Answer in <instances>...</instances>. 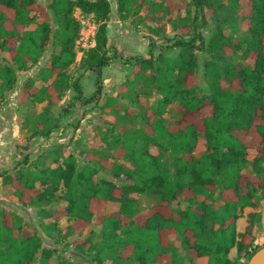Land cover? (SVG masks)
Masks as SVG:
<instances>
[{"label":"trees","instance_id":"1","mask_svg":"<svg viewBox=\"0 0 264 264\" xmlns=\"http://www.w3.org/2000/svg\"><path fill=\"white\" fill-rule=\"evenodd\" d=\"M120 19L130 12H150L145 0H115ZM200 10L202 26L206 13L214 4L192 0ZM222 0L215 4L224 8L223 17L205 40L199 26L189 16L178 19L174 28L176 39L168 49H177V65L165 61L157 69V89L162 94L157 105L142 113V128L137 132H123L124 139L116 149L117 157L130 160L132 166L109 161L100 150L82 151L86 164L80 168L72 154L63 157L54 167L38 168L25 153L22 166L0 171L3 186H10L17 202L23 207H39L58 199L63 205L53 212L38 209L51 221L42 226L46 235L53 237L57 229L55 219L66 217L70 222L63 236H74V250L91 257L94 264H174L181 261L170 235L180 236L182 249L192 258L209 256L215 264H235L228 258L231 248L237 257L247 262L263 247L254 244L249 230L236 231L239 211L258 205L257 196L264 199V0ZM206 11H203V7ZM59 32L51 33L45 8L35 0H0V53H6L9 64L0 66V101L6 90L16 83L17 71H25L36 64L49 40L59 48L39 73L43 84L38 87L32 78L21 84L18 105L27 101L46 102L41 112L26 118L22 124L25 134L23 149L28 151L32 139L48 138L58 128V120L50 114V107L61 93L73 90L71 103L86 106L97 103L102 96V70L111 64L107 52V23L110 19L109 0H50L48 4ZM92 14L98 23L95 45L85 51L80 65L95 75V89L84 97L82 86L67 73L75 61V41L80 24L74 9ZM170 8L153 15L161 19ZM41 17L42 20L37 19ZM196 19V18H195ZM34 25L33 28H29ZM225 26L230 32L225 31ZM245 27L248 38L236 39L233 33ZM153 32H157L152 29ZM149 57L137 56L144 68H152V47ZM206 53L203 78L208 93L198 94L197 53ZM252 65L235 62L238 53ZM175 103L179 118L171 127L164 124L162 107ZM203 135L206 148L200 158L195 157L194 143ZM137 146V147H136ZM156 146L173 156V171L161 159L148 151ZM59 147H62L59 145ZM252 152L251 172L247 166ZM57 161V156L53 157ZM35 163V164H34ZM34 164L33 169L29 167ZM106 170L111 178H97ZM38 182V185L36 183ZM218 197L211 203L199 196ZM157 194V204L142 212L132 195ZM187 202L183 209H173L178 195ZM108 202L118 203L115 211L107 213ZM96 218L103 230L100 240L82 237L84 230ZM63 238V237H60ZM55 250L42 246L40 237L28 230L22 218L0 208V264H53ZM56 264H78L59 258Z\"/></svg>","mask_w":264,"mask_h":264},{"label":"rangeland","instance_id":"2","mask_svg":"<svg viewBox=\"0 0 264 264\" xmlns=\"http://www.w3.org/2000/svg\"><path fill=\"white\" fill-rule=\"evenodd\" d=\"M45 8L46 16L49 20L51 33L59 32V22L48 10L50 0H35ZM110 2V19L107 23V52L111 57V64L102 70V96L97 103L86 106H79L71 103L73 90L69 89L61 93L60 99L50 107V114L58 120V128L54 129L48 138L36 137L32 139L28 151L23 149L26 131H22L21 124L28 118L33 117L45 107L46 102L36 103L27 101L18 105V95L21 84L28 78H32L35 85L40 87L43 82L39 79L41 68L53 53H58L59 48L52 45V38L36 64L25 71H17L16 83L4 93L3 100L0 101V171L12 170L22 166L25 153H28L29 161H36L38 168L54 167L60 164L63 157L72 154L82 168L86 161L81 155L82 151L91 152L100 150L107 155L109 161L123 163L132 166L129 159L116 156V149L121 143L115 142L116 139L123 140V132L136 133L142 128V113L151 105H157L162 94L157 89V69L162 66V62L157 57L160 55L165 61L177 65V49H168L172 40L176 39L175 22L185 16L194 20L199 26L205 40L211 36L217 26L218 16L224 15V8L215 4V0H203L204 3H212L215 9L206 13V24L202 26L200 10L196 8L192 0H145L144 4H151L150 12L140 10L138 13L130 12L126 19H120L117 13L116 1ZM226 6L227 0H222ZM170 8L168 14L162 19L157 15L162 10ZM203 11H206L204 6ZM75 19L80 24L79 36L75 41V61L67 68V73L73 80H77L83 88L84 97H89L94 89L95 75L81 67L80 61L85 51L95 45V35L98 23L92 14H85L76 8L73 11ZM196 18V19H195ZM41 21L42 18L37 19ZM30 25L29 28H33ZM152 29L157 32H153ZM225 31L230 32L229 27L225 26ZM236 39L244 41L248 38L245 27L239 28L233 33ZM149 41L152 47V68H144L140 62H136L137 56L149 57ZM239 52L235 62L242 66L252 65V62L244 59ZM199 62L198 67V94L208 93L207 84L203 78V63L209 59L206 53H197ZM9 57L6 53H0V66L9 64ZM175 103L162 107L161 118L167 127H171L179 118L175 112ZM59 145L63 146L59 147ZM194 153L196 158H200L206 148V141L200 135L194 143ZM137 147V146H136ZM148 151L158 156L162 163L173 171V156L169 151H165L156 146H149ZM253 153L249 152L247 166L244 172H251L250 161ZM57 156L55 162L53 157ZM35 164V163H34ZM32 164L29 168L33 169ZM97 178H111L108 171L102 170ZM38 185V182L36 183ZM215 193L212 198L199 196V200L207 203L217 199ZM137 201L140 211L144 212L157 204L159 196L157 194H135L132 195ZM258 205L255 207H245L239 211V218L236 221V231L243 232L249 230L254 236V244L264 245V199L257 196ZM60 199L51 203L43 204L39 207H23L13 195L12 188L8 185L3 186L0 181V208L18 214L28 230L34 231L40 237L42 246L55 250L53 264L59 258L75 261L78 264H94L91 257L82 255L74 250V236L64 237L63 232L70 222L66 217L55 219L57 229L52 232L53 237H59V242L48 237L41 225L54 221L52 217L44 218L38 213L42 208L53 212L54 209L63 205ZM187 202L182 195H178L173 201V209H183ZM118 203L108 202L106 212L110 213L117 209ZM102 228L93 217L91 224L84 230L82 237L90 236L93 242L102 237ZM63 237V238H60ZM169 239L177 247L181 256L180 262L174 264H215L211 257L201 256L198 258L190 257L180 245L179 235H170ZM228 258L235 264H246L244 258L237 257L236 248L233 247L228 253ZM103 264H110L105 261ZM137 264V263H132Z\"/></svg>","mask_w":264,"mask_h":264},{"label":"water","instance_id":"3","mask_svg":"<svg viewBox=\"0 0 264 264\" xmlns=\"http://www.w3.org/2000/svg\"><path fill=\"white\" fill-rule=\"evenodd\" d=\"M246 264H264V246L256 250Z\"/></svg>","mask_w":264,"mask_h":264}]
</instances>
